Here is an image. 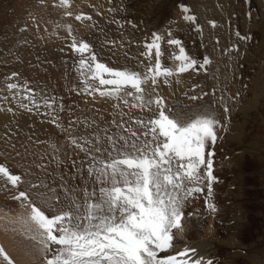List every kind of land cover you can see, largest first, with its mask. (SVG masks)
<instances>
[{
  "label": "rangeland",
  "instance_id": "rangeland-1",
  "mask_svg": "<svg viewBox=\"0 0 264 264\" xmlns=\"http://www.w3.org/2000/svg\"><path fill=\"white\" fill-rule=\"evenodd\" d=\"M181 4L195 21L183 19ZM78 14L92 19L77 21ZM169 31L191 58L202 62L207 56L210 63L204 69L197 66L195 71L176 74L168 83L163 78L155 86L149 81L143 86L146 98L153 101V108L157 97L177 111L191 106L186 115L209 104L220 121L218 139L206 149L214 152L216 179L210 201L217 206L212 215L216 235L207 237L204 232L212 214L204 203L205 188L187 208L193 213V226L184 242L175 247L181 251L185 244L194 247L206 240L215 245L213 250L205 249V260L211 259L213 264L231 260L264 264V0H69L66 6L59 0H0V164L22 174L25 181L56 186L60 174L73 171L72 161L84 157L71 144L70 136L78 140L93 137L97 130L103 136V129L130 135L116 128L121 122L140 131L135 120H146L150 113L147 108L133 107L136 102L131 97L126 105L122 100L73 90L80 86V79L72 69L76 54L69 45L72 37L84 40L109 67L143 72L148 60L141 53L156 32L164 37L162 64L174 70L175 62L168 56L179 54V50L167 44ZM237 32L250 38L241 39ZM12 73L18 76L12 78ZM8 82H27L37 94L39 110L21 108L20 100L13 97L14 90L7 89ZM201 93L208 95L198 101L189 99ZM42 97L55 98L60 127L52 123ZM225 105L228 113L223 110ZM29 150H38L41 155L36 165L27 166L28 160L18 159ZM44 156L47 160L50 157V162L41 160ZM53 156H59L63 163L58 164ZM0 179L5 182L2 176ZM7 186L11 197L15 190ZM171 250L167 254H176Z\"/></svg>",
  "mask_w": 264,
  "mask_h": 264
},
{
  "label": "snow or ice",
  "instance_id": "snow-or-ice-1",
  "mask_svg": "<svg viewBox=\"0 0 264 264\" xmlns=\"http://www.w3.org/2000/svg\"><path fill=\"white\" fill-rule=\"evenodd\" d=\"M68 3L69 0H59L63 6ZM180 7L185 21H195L193 15L187 14L186 6ZM75 19L92 18L78 14ZM68 34L72 35L70 26ZM167 35V44L179 50V54L168 56L175 62L174 70L162 64L164 37L153 32L151 42L145 44L146 50L141 53L148 60L143 72L109 67L98 60L88 42L72 37L69 48L76 54L72 69L80 79V86L73 90L122 100L126 105L131 97L136 102L132 106L147 108L150 116L135 120L140 131L127 128L124 122L116 124L117 129L130 135L103 129V136L101 130L79 140L70 136L71 144L84 157L72 161L73 171L60 174L56 186L25 181L22 174L0 164L5 186L11 185L15 190L11 199L22 209L13 222L19 224V235L27 237L23 246L26 264H213L211 259L196 258L198 250L186 244L176 254H167L178 242H184L193 226V213L186 210L205 188V206L211 213L217 212V206L210 201L216 179L214 152L206 149L217 141L216 128L220 124L209 104L186 115L191 106L177 111L157 97L153 108V101L146 98L143 86L149 81L154 86L159 78L168 83V78L176 74L195 71L197 66L204 69L210 63L207 56L202 62L191 58L180 40L171 38L170 31ZM236 35L250 38L239 32ZM36 63L40 65L39 57ZM17 76L12 73V78ZM6 87L14 90L13 97L20 100L19 106L24 110L38 111L41 107L27 82H8ZM207 95L201 93L189 99L198 101ZM42 99L43 106L50 110L47 114L52 116V123L60 127L55 98ZM223 110L229 112L226 105ZM53 160L63 163L59 156H53ZM26 183L28 186L24 187ZM0 258L5 264H20L3 246Z\"/></svg>",
  "mask_w": 264,
  "mask_h": 264
},
{
  "label": "bare ground",
  "instance_id": "bare-ground-1",
  "mask_svg": "<svg viewBox=\"0 0 264 264\" xmlns=\"http://www.w3.org/2000/svg\"><path fill=\"white\" fill-rule=\"evenodd\" d=\"M37 151L29 150L25 153L22 152L21 155L18 157V159H20V161L22 162H25V160H28L27 161L28 163H25L27 166H29V163L33 164V162L36 165L38 163L39 157L41 156L37 154ZM49 159L50 157L48 158V160H47V157H45L44 159H41V160H46L48 162ZM21 167L22 166H20V168ZM49 168H51V166ZM10 192L11 190L8 188V186H5V182H2L0 179V246H3L5 250L15 260H18L20 262V264H26L23 246H24V242L27 241V237L19 235V233L16 231V229L19 228V224L13 222L15 220L17 213L21 212L22 209L18 208V203L16 201H13L11 197H8ZM212 215L213 213L208 217V221H207L208 224L206 225L204 232H205V236L207 235V237L213 238L214 235L216 234H214V232L212 231V229L214 228ZM195 246L197 247L196 249L198 250L196 258H199L201 256L205 258L208 254L205 249L212 248L213 250L215 245L205 240V241H200L198 243H195ZM172 251L176 252L177 248L175 247L174 249H172L170 253H172ZM0 264H5L2 258H0ZM224 264H238V263L234 260H231V261L225 262Z\"/></svg>",
  "mask_w": 264,
  "mask_h": 264
}]
</instances>
